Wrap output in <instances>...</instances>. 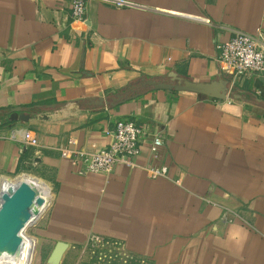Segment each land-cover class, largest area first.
<instances>
[{
    "label": "crops",
    "instance_id": "crops-1",
    "mask_svg": "<svg viewBox=\"0 0 264 264\" xmlns=\"http://www.w3.org/2000/svg\"><path fill=\"white\" fill-rule=\"evenodd\" d=\"M73 1L0 0V181L34 171L49 188L37 236L44 264L60 241L69 245L61 264H100L103 252L124 264H264V71L232 85L218 63L236 31L264 30V0H86L84 23L73 21ZM173 73L222 75L243 99L143 90L116 108L76 103ZM15 107L33 118L9 121ZM127 119L143 131L139 167L80 176L61 156L72 138L89 152L107 147ZM25 131L38 148L25 146ZM150 166L168 175L152 179Z\"/></svg>",
    "mask_w": 264,
    "mask_h": 264
},
{
    "label": "built area",
    "instance_id": "built-area-1",
    "mask_svg": "<svg viewBox=\"0 0 264 264\" xmlns=\"http://www.w3.org/2000/svg\"><path fill=\"white\" fill-rule=\"evenodd\" d=\"M117 7H136L127 0H101ZM87 1L74 0L72 4V19L75 23L86 21ZM186 17V16H184ZM186 18L210 25L209 19L197 16ZM218 63L222 73H227L232 78V85L249 74L264 71V30L258 28L256 33L249 34L236 31L235 35L227 42L218 46ZM233 87V86H232ZM111 138L109 145L97 151H86L77 147L75 139H70L68 146L61 147V156L68 158L80 176H110L117 166L129 169L139 167L135 159L142 154L143 131L132 120H121L115 128L107 133ZM24 144L26 147H39L37 136L31 131H25ZM163 146V138L154 135L151 153L156 157ZM39 153V151H37ZM152 179L166 177L168 168H145ZM231 222V221H230ZM2 264V262H0Z\"/></svg>",
    "mask_w": 264,
    "mask_h": 264
},
{
    "label": "water",
    "instance_id": "water-1",
    "mask_svg": "<svg viewBox=\"0 0 264 264\" xmlns=\"http://www.w3.org/2000/svg\"><path fill=\"white\" fill-rule=\"evenodd\" d=\"M170 81L141 78L130 85L123 92L114 94L111 97L86 98L76 101L86 108L98 110L104 108H116L131 98H137L143 89L148 92L174 91L186 92L205 96L214 100L225 101L227 99L242 100V92L232 91L231 83L222 75L210 82L194 81L188 77H181L177 74L169 75ZM135 93L134 95H131ZM258 101H261L258 99ZM33 118L21 107H15L9 112V121L28 123ZM0 181V258L7 255L16 258L22 251L25 244L23 237L25 230L37 222L50 205V190L41 183L27 182L21 180V176L15 179L2 190ZM44 185V186H42ZM69 245L65 242H58L47 260L46 264H61Z\"/></svg>",
    "mask_w": 264,
    "mask_h": 264
},
{
    "label": "rangeland",
    "instance_id": "rangeland-1",
    "mask_svg": "<svg viewBox=\"0 0 264 264\" xmlns=\"http://www.w3.org/2000/svg\"><path fill=\"white\" fill-rule=\"evenodd\" d=\"M26 175L27 177H31L39 183L45 184L41 179H39L34 171H27L22 175H9L4 176L1 185L8 179H15L17 177H22ZM9 186V184H8ZM7 186V187H8ZM7 187H5L3 190H5ZM45 219L43 216L37 220V222L30 225L24 233V236L26 238V246L27 251H30L29 259L28 254L25 256V246H23L21 253L16 257H10V256H3L0 258V262L2 264H27L26 262L29 260L28 264H44L43 255L41 254V248H40V242L38 239L39 232L43 230L44 228V222ZM112 256H109L108 253H102V255H99V253L95 256V261H101L100 264H124L126 261L125 257H119L117 259L116 254H111ZM112 257V258H111Z\"/></svg>",
    "mask_w": 264,
    "mask_h": 264
},
{
    "label": "bare ground",
    "instance_id": "bare-ground-1",
    "mask_svg": "<svg viewBox=\"0 0 264 264\" xmlns=\"http://www.w3.org/2000/svg\"><path fill=\"white\" fill-rule=\"evenodd\" d=\"M21 180H24V181H27V182H35L37 184H41V183L37 182V180H35V179H33V178L29 177V176L27 177L26 175L22 176ZM11 184H14V183H11ZM42 186H44V185H42ZM23 237L25 238L24 235H23ZM25 244H26V238H25ZM25 244H24V246H25ZM5 256H7V255H5Z\"/></svg>",
    "mask_w": 264,
    "mask_h": 264
},
{
    "label": "trees",
    "instance_id": "trees-1",
    "mask_svg": "<svg viewBox=\"0 0 264 264\" xmlns=\"http://www.w3.org/2000/svg\"><path fill=\"white\" fill-rule=\"evenodd\" d=\"M144 90V89H143ZM141 90L139 89V87H138V92H136V93H139ZM135 93H133V94H131V95H134ZM117 257V256H116ZM118 259V258H117ZM135 262V259H132L131 260V262H130V264H135L134 263Z\"/></svg>",
    "mask_w": 264,
    "mask_h": 264
}]
</instances>
